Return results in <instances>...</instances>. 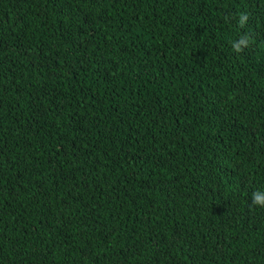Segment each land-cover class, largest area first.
Returning <instances> with one entry per match:
<instances>
[{
  "label": "trees",
  "instance_id": "trees-1",
  "mask_svg": "<svg viewBox=\"0 0 264 264\" xmlns=\"http://www.w3.org/2000/svg\"><path fill=\"white\" fill-rule=\"evenodd\" d=\"M264 0H0V264H264Z\"/></svg>",
  "mask_w": 264,
  "mask_h": 264
},
{
  "label": "clouds",
  "instance_id": "clouds-1",
  "mask_svg": "<svg viewBox=\"0 0 264 264\" xmlns=\"http://www.w3.org/2000/svg\"><path fill=\"white\" fill-rule=\"evenodd\" d=\"M253 204H257L261 207H264V196L254 193L253 194Z\"/></svg>",
  "mask_w": 264,
  "mask_h": 264
}]
</instances>
